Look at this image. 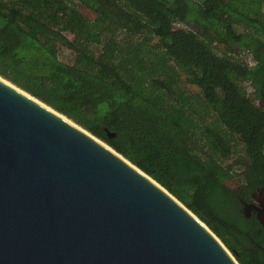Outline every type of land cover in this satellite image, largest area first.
I'll return each instance as SVG.
<instances>
[{
  "label": "trees",
  "instance_id": "trees-1",
  "mask_svg": "<svg viewBox=\"0 0 264 264\" xmlns=\"http://www.w3.org/2000/svg\"><path fill=\"white\" fill-rule=\"evenodd\" d=\"M0 75L264 264V0H0Z\"/></svg>",
  "mask_w": 264,
  "mask_h": 264
},
{
  "label": "water",
  "instance_id": "water-1",
  "mask_svg": "<svg viewBox=\"0 0 264 264\" xmlns=\"http://www.w3.org/2000/svg\"><path fill=\"white\" fill-rule=\"evenodd\" d=\"M258 211L264 227V207ZM0 264H240L163 185L0 75Z\"/></svg>",
  "mask_w": 264,
  "mask_h": 264
},
{
  "label": "rangeland",
  "instance_id": "rangeland-1",
  "mask_svg": "<svg viewBox=\"0 0 264 264\" xmlns=\"http://www.w3.org/2000/svg\"><path fill=\"white\" fill-rule=\"evenodd\" d=\"M81 8H82L81 10H82L87 16H89L90 18L94 17V13H93V11H92L91 9L86 8V7L83 6V5H82ZM243 58L246 59L247 61H249L250 63L252 62L251 55L244 54V57H243ZM248 90H249L250 93L253 92V89H252L250 86H248ZM241 183H242V181L240 182V181L237 180V179H234V180H231V181H230V185H231L232 187H234V188L240 190V191L243 189V186L241 185Z\"/></svg>",
  "mask_w": 264,
  "mask_h": 264
},
{
  "label": "flooded vegetation",
  "instance_id": "flooded-vegetation-1",
  "mask_svg": "<svg viewBox=\"0 0 264 264\" xmlns=\"http://www.w3.org/2000/svg\"><path fill=\"white\" fill-rule=\"evenodd\" d=\"M263 192H264V187H262V188H258L255 192L251 193V200H250V202H245V203H244V212H245V214H246L247 217H250V216L253 215V214H255L256 217H257V215H258V211H257L256 209L252 208L251 210H248V211H247V210L245 209V206H246L247 203H253V202H255V203H259V202L255 201V200L253 199V195H254V194L261 195V193H263ZM260 202H261L262 206L264 207V197H260ZM257 218H258V217H257ZM258 220H259V219H258ZM260 223H261V222H260ZM262 226H263V225H262ZM263 229H264V227H263Z\"/></svg>",
  "mask_w": 264,
  "mask_h": 264
}]
</instances>
